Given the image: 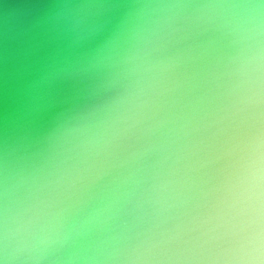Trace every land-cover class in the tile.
Instances as JSON below:
<instances>
[{"label": "water", "instance_id": "95a60500", "mask_svg": "<svg viewBox=\"0 0 264 264\" xmlns=\"http://www.w3.org/2000/svg\"><path fill=\"white\" fill-rule=\"evenodd\" d=\"M264 132V0H0V264H218Z\"/></svg>", "mask_w": 264, "mask_h": 264}, {"label": "clouds", "instance_id": "9594fccd", "mask_svg": "<svg viewBox=\"0 0 264 264\" xmlns=\"http://www.w3.org/2000/svg\"><path fill=\"white\" fill-rule=\"evenodd\" d=\"M234 207L229 224L232 246L218 264H264V132L253 142Z\"/></svg>", "mask_w": 264, "mask_h": 264}]
</instances>
